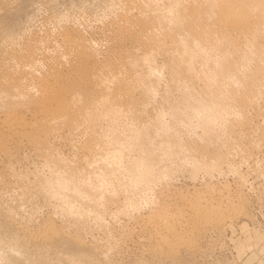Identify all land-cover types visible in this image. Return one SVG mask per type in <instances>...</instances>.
I'll use <instances>...</instances> for the list:
<instances>
[{"label":"rangeland","instance_id":"rangeland-1","mask_svg":"<svg viewBox=\"0 0 264 264\" xmlns=\"http://www.w3.org/2000/svg\"><path fill=\"white\" fill-rule=\"evenodd\" d=\"M0 124V264H264V0H0Z\"/></svg>","mask_w":264,"mask_h":264},{"label":"bare ground","instance_id":"bare-ground-1","mask_svg":"<svg viewBox=\"0 0 264 264\" xmlns=\"http://www.w3.org/2000/svg\"><path fill=\"white\" fill-rule=\"evenodd\" d=\"M148 1H151V0H148ZM191 3H192V2H191ZM154 7H155V6H154ZM226 7H227V6H226ZM141 8H142V7H141ZM144 8L146 9L145 6H144ZM142 9H143V8H142ZM155 9H156V8H154V10H155ZM146 10L148 11L149 8L146 9ZM146 10H144L145 13H146ZM139 11H140V10H139ZM142 12H143V11H142ZM142 12H141V13H142ZM145 13H144V14H145ZM147 13H149V12H147ZM184 51H186V50L184 49V50L182 51L183 54L186 53V52H184ZM181 54H182V53H181ZM183 54H182V55H183ZM186 54H188V53H186ZM186 54H184V56H185ZM182 55H180V56H182ZM184 56H183V57H184ZM187 56H188V55H187ZM189 56H190V55H189ZM189 56H188V57H189ZM189 58H190V57H189ZM189 58H186V59H189ZM179 60H180V58H179ZM179 60H178V61H179ZM181 60H182V59H181ZM178 61H177V62H178ZM181 63H182V62H181ZM181 63H180V64H181ZM189 65H190V64H189ZM189 65H188V66H189ZM46 88H47V87H46ZM40 89H41V88H40ZM52 89H53V87H52ZM59 89H61V88H59ZM59 89H58V90H59ZM41 90H42V89H41ZM56 90H57V89H56ZM40 92H43V91H40ZM58 92H59V91H57V93H58ZM60 92H61V90H60ZM51 93H52V92H51ZM54 93H56V92H54ZM57 93H56V96L58 95ZM61 95H62V94H61ZM61 95H59V96H61ZM53 96H55V95H53ZM56 96H55V97H56ZM43 97H44V96H43ZM57 97H58V96H57ZM57 97H56V98H57ZM61 98H62V97H60V99H61ZM44 99H45V98H44ZM53 100H54V99H53ZM55 100H56V99H55ZM45 101H46V100H45ZM63 113H64V112H63ZM63 113L61 112L62 115H61V114H60V115L58 114V115H55V116H53V117H52V116H51V117L49 116V117L51 118V120H52V121H51V120H49V121L53 122V120H54V121H60V120H62V118L64 117ZM54 114H56V113H54ZM54 114H53V115H54ZM49 115H50V114H49ZM51 115H52V114H51ZM47 117H48V116H47ZM49 117H48V118H49ZM76 117L78 118L77 120H79L80 117H78V116H76ZM74 118H75V117H74ZM75 119H76V118H75ZM75 119H74V120H75ZM46 120H47V118H46ZM70 120H71V119H70ZM70 120H69V121H70ZM69 121H68V123H69ZM71 121H72V120H71ZM71 121H70V122H71ZM72 122H73V121H72ZM79 122H82L81 119H80ZM79 122L77 121V123H79ZM15 123H16V122H15ZM70 124H71V123H70ZM0 125H1V124H0ZM71 125H72V124H71ZM77 125H78V124H77ZM6 126H7V123H6ZM74 126H75V123H74ZM74 126L69 127V128H71V131H72V128H73ZM78 126H79V125H78ZM76 127H77V126H76ZM76 127H75V128H76ZM6 128H7V127H6ZM17 128H18V127H17ZM17 128H16V130H17ZM12 130H13V129H12ZM14 130H15V129H14ZM53 130H54V129H53ZM53 130H52V131H53ZM21 131H23V130H21ZM55 131H56V130H55ZM53 132H54V131H53ZM74 132H75V131H74ZM7 133H8V131H7ZM50 133H51V132H50ZM54 133H55V132H54ZM16 134H17V133H16ZM51 134H53V133H51ZM55 134H56V133H55ZM19 135H20V134H19ZM22 135H23V134H22ZM22 135H21V136H22ZM56 135H58V134H56ZM71 135H72V134H71ZM16 136H17V135H16ZM52 136L55 137V135H52ZM0 137H1V136H0ZM11 138L13 139V137H11ZM16 138H17V137H16ZM22 138H24V136H23ZM1 139H2V138H1ZM19 139H21V138L19 137L18 140H19ZM26 139H27V138H26ZM16 140H17V139H16ZM18 140H17V142H19ZM7 141H8V140H7ZM7 141L5 140L6 143H7ZM20 141H21V140H20ZM207 207H208V206H205V205H204V206L198 207V209H196V210H193L192 213H191V214H192L191 219H192V220H195V221H197V222L204 223V224H207V223H209V222H211V221L216 222V223H221V224H223V225H225V224L227 225V224L229 223V219H226L227 216L225 217L223 214H220V213L217 212L216 210H214V209H212V208H210V207H209V208H207ZM185 237H186V238L183 239V240H185V242H186V240H188V241L190 240L189 236H185ZM180 239L182 240V238L179 237L178 240L181 241Z\"/></svg>","mask_w":264,"mask_h":264}]
</instances>
